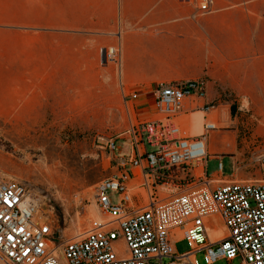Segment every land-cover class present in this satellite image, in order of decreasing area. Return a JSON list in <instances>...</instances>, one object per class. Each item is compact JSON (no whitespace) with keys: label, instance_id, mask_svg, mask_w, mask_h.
Instances as JSON below:
<instances>
[{"label":"rangeland","instance_id":"1","mask_svg":"<svg viewBox=\"0 0 264 264\" xmlns=\"http://www.w3.org/2000/svg\"><path fill=\"white\" fill-rule=\"evenodd\" d=\"M67 32L66 0H0V175L34 188L40 200L36 222L50 224L57 248L108 220L95 205V185L115 168L96 137L117 139L116 152L125 150L119 135L130 121L151 116L152 90L178 79L166 75L183 64L187 50L168 40L137 39L125 54L119 45L92 43L83 31L68 40ZM110 49L114 53L106 57ZM133 91L138 99L126 100ZM221 101L210 105V112L222 114L208 142L223 168L219 173L218 160L211 158L209 175L263 179L255 157L264 150V94L225 95ZM108 195L113 203V193ZM174 247L179 254L188 250L177 237ZM196 261L205 264L202 253Z\"/></svg>","mask_w":264,"mask_h":264},{"label":"built area","instance_id":"2","mask_svg":"<svg viewBox=\"0 0 264 264\" xmlns=\"http://www.w3.org/2000/svg\"><path fill=\"white\" fill-rule=\"evenodd\" d=\"M192 2L202 14L215 10L214 0ZM113 53L105 51L106 57ZM206 88L203 78L159 83L151 92V116L130 121L119 135L125 150L116 152L117 139L96 137L115 168L95 185V205L108 220L58 248L50 224L36 222L34 188L0 175V264H197V253L205 264L236 258L264 264V150L255 157L263 179L209 175L206 143L215 124L204 118L200 134L191 135L180 120L210 112L213 106L199 104ZM222 168L218 160L219 173ZM211 221L223 228L215 240L208 236ZM175 237L185 241L186 252L177 253Z\"/></svg>","mask_w":264,"mask_h":264},{"label":"crops","instance_id":"3","mask_svg":"<svg viewBox=\"0 0 264 264\" xmlns=\"http://www.w3.org/2000/svg\"><path fill=\"white\" fill-rule=\"evenodd\" d=\"M66 8L68 40L83 31L92 43L119 45L125 54L137 39L187 47L183 64L166 77L205 79L202 107L221 105L225 95L264 94V0H214L207 14L192 0H66Z\"/></svg>","mask_w":264,"mask_h":264},{"label":"bare ground","instance_id":"4","mask_svg":"<svg viewBox=\"0 0 264 264\" xmlns=\"http://www.w3.org/2000/svg\"><path fill=\"white\" fill-rule=\"evenodd\" d=\"M110 51L113 52L112 50H110ZM210 114L213 115V116L211 115L212 117H214V116L219 117L222 114V111L219 112L218 110H212L211 112H208V113H205L203 111H198V112L189 114L187 116H183L180 118V120L186 123V127L188 129L189 134L198 135V134H200L201 126L205 121L204 118L207 117V119H208V115H210ZM208 120H210V119H208ZM210 121H212L215 124V126L217 127V124H218L217 120H210ZM39 206H40V204H38V210L36 212L37 216L40 215L39 214ZM92 214H93V217L96 218L97 222H101L103 220L102 216L96 215V212L93 211ZM222 233H223L222 227H216L215 229L208 228V236L211 240H215V239L219 238L222 235ZM56 253L59 254L58 251H56Z\"/></svg>","mask_w":264,"mask_h":264},{"label":"trees","instance_id":"5","mask_svg":"<svg viewBox=\"0 0 264 264\" xmlns=\"http://www.w3.org/2000/svg\"><path fill=\"white\" fill-rule=\"evenodd\" d=\"M234 109H231V114L233 115Z\"/></svg>","mask_w":264,"mask_h":264}]
</instances>
